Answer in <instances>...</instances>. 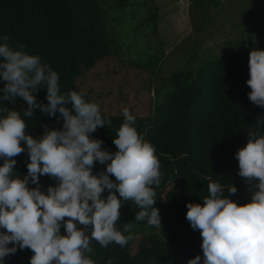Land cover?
<instances>
[{"label": "clouds", "instance_id": "1", "mask_svg": "<svg viewBox=\"0 0 264 264\" xmlns=\"http://www.w3.org/2000/svg\"><path fill=\"white\" fill-rule=\"evenodd\" d=\"M9 40L0 34V264L25 248L33 253L29 264H96L86 255L93 251V241L101 247H124L132 239L123 234L130 223L123 232L116 227L124 202L132 201L140 209L135 221L161 229L154 206L160 161L154 145L138 134L136 117L124 108V122L113 137L117 151L102 148L103 141L91 136L111 123L100 106L82 92L62 93L51 65ZM248 67V98L264 108V49L249 51ZM42 89L47 103L37 98ZM17 97L27 108L18 111L4 105L15 104ZM37 110L62 118V127L44 125L38 137L28 133L27 118ZM255 124L247 132L246 145L234 154L251 199L238 204L224 194V185L210 182L202 203H186V219L200 231L203 253V258L197 255L187 264H264V120L259 116ZM25 151L27 173L22 176L14 158ZM96 162L106 166L98 174L93 173ZM45 175L56 181L46 191L40 185ZM236 192L232 184L227 189Z\"/></svg>", "mask_w": 264, "mask_h": 264}, {"label": "trees", "instance_id": "2", "mask_svg": "<svg viewBox=\"0 0 264 264\" xmlns=\"http://www.w3.org/2000/svg\"><path fill=\"white\" fill-rule=\"evenodd\" d=\"M257 4L264 22V0ZM0 34L10 37V45L23 44L26 51L51 65L60 77L62 93L82 92L86 100L100 106L111 123L98 127L91 136L103 141L102 148L117 151L113 137L124 122L122 110L128 108L136 117L138 134L156 149L161 181L154 186V206L159 209L161 229L135 221L140 209L132 201L124 202L116 227L123 232L125 223H130L129 232L123 234L132 239L124 247L116 243L101 247L93 241V251L86 255L96 264H187L197 255L203 258L200 231L193 230L186 219V203H202L210 182L224 185V194L238 204L251 199L250 185L238 175L234 156L246 145L247 132L256 128L258 117L264 120V108L247 95L251 90L246 84L253 47L250 37L238 50L229 49L202 61L197 70L172 74V90L153 109V66L125 61L111 49L101 31L96 0H0ZM36 95L47 103L46 90ZM3 103L18 111L27 108L20 97L15 104ZM26 123V131L38 137L44 125L61 128L63 120L37 110ZM14 159L15 170L25 175L27 152ZM105 167L96 162L93 173ZM231 184L237 188L235 194L227 193ZM40 185L46 191L55 184L45 175L40 177ZM137 225L149 227L151 233L131 234ZM32 255L30 249H18L5 257V264H29Z\"/></svg>", "mask_w": 264, "mask_h": 264}, {"label": "rangeland", "instance_id": "3", "mask_svg": "<svg viewBox=\"0 0 264 264\" xmlns=\"http://www.w3.org/2000/svg\"><path fill=\"white\" fill-rule=\"evenodd\" d=\"M101 31L125 61L153 66V109L172 90L176 72L238 50L250 37L261 49L264 33L257 0H96ZM52 182L56 181L51 177ZM136 232L151 233L147 226Z\"/></svg>", "mask_w": 264, "mask_h": 264}]
</instances>
